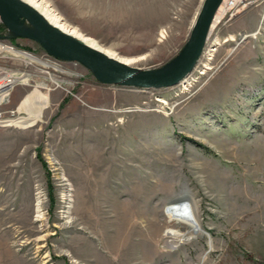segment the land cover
<instances>
[{
    "label": "rangeland",
    "instance_id": "obj_1",
    "mask_svg": "<svg viewBox=\"0 0 264 264\" xmlns=\"http://www.w3.org/2000/svg\"><path fill=\"white\" fill-rule=\"evenodd\" d=\"M43 1L129 66L163 71L205 0ZM224 8L187 90L104 83L74 60L63 90L15 89L30 118L0 127V264H264V0ZM181 202L201 230L169 220Z\"/></svg>",
    "mask_w": 264,
    "mask_h": 264
},
{
    "label": "water",
    "instance_id": "obj_2",
    "mask_svg": "<svg viewBox=\"0 0 264 264\" xmlns=\"http://www.w3.org/2000/svg\"><path fill=\"white\" fill-rule=\"evenodd\" d=\"M222 1H204L184 51L172 68L163 71L158 69L143 70L122 64H120L119 70L111 71V67L116 66L117 62L110 60L102 52L63 35L40 13L21 0H0V14L16 36L29 37L39 41L50 54L58 58L82 63L99 76L104 83L113 82L142 88H161L180 83L193 71L206 45L212 23ZM21 18L30 21L35 30L30 31L24 28L20 22ZM10 21H15L24 32L19 33L16 28L11 26Z\"/></svg>",
    "mask_w": 264,
    "mask_h": 264
},
{
    "label": "built area",
    "instance_id": "obj_3",
    "mask_svg": "<svg viewBox=\"0 0 264 264\" xmlns=\"http://www.w3.org/2000/svg\"><path fill=\"white\" fill-rule=\"evenodd\" d=\"M256 2L258 0H223L221 4L224 3L226 9L223 18L225 16L232 17L238 14L239 10L243 11L244 8ZM1 17L0 14V30H2L0 32V127H8L16 126V121L22 124L26 118L25 113H22L19 107L10 106L13 93L18 86L26 83L27 78L36 77L38 79L37 88L50 95L52 92L64 89V83L68 79L69 71L64 65V59L58 58L47 51L44 56H38L33 51L22 47L21 44L13 42L12 40L17 36L14 31L4 26L3 18ZM31 67H34L36 72L27 74ZM53 166L57 179H61V182L65 181V177H61L59 173L58 163L54 162ZM44 195L41 188H37L36 198L38 196L43 198ZM63 206H66L65 202ZM61 210H64V208ZM37 211L36 208V221L46 219L47 210L45 208L41 206L40 218Z\"/></svg>",
    "mask_w": 264,
    "mask_h": 264
},
{
    "label": "bare ground",
    "instance_id": "obj_4",
    "mask_svg": "<svg viewBox=\"0 0 264 264\" xmlns=\"http://www.w3.org/2000/svg\"><path fill=\"white\" fill-rule=\"evenodd\" d=\"M21 1L25 2L30 7L35 9L38 13H40L54 28L59 30L63 35H65L67 37H70V38H72L74 40H78L79 42H82L83 44H85L89 48L97 50L99 52H102L110 60H113L114 62H117L118 64L116 66H112L111 67L112 68V69H110L111 71L119 70L120 64L129 66V64L131 63L128 59L120 57V56L116 55L115 53H112L111 51L103 48L94 39L82 34L77 28L70 27L43 0H21ZM222 5L223 4H221V6L219 7L218 11L222 7ZM224 10L226 11L225 8H224ZM218 11H217V14H218ZM225 11H223L222 13H225ZM217 14H216V16L214 18V21L216 20V17L218 16ZM196 21H197V19H196ZM214 21L212 23V26L214 24ZM28 22L31 24L30 21H28ZM10 23H11V26L13 28H16L19 33H23L24 32V31H22V29L18 26V24L15 21H10ZM195 25H196V22H195ZM195 25H194V27H195ZM31 26H32V24H31ZM212 26H211V29H212ZM211 29H210V32H211ZM210 32H209V35H210ZM215 50L216 49H212L210 51L213 52ZM205 52H203V53H205ZM199 61H200V59L198 60V63H199ZM210 69L211 68L209 67V65L206 64L204 66V69H203L204 71H202L201 74H203V75L206 74V71H208ZM188 76L189 75H187L185 77L186 79L184 81H183V79L181 80L180 86L182 87L181 88L182 90H187L188 87L190 86V83H192L191 81H193V79L190 78L192 75L189 76V77ZM107 83H113V82H107ZM21 112L23 113L24 111H21ZM24 113H25V116H26V118L24 119V121H25V120L29 119L30 117H29V115L26 112H24ZM16 122H19V121H16ZM66 197H70V195L68 194V195H66ZM167 210L169 211L168 217H169L170 221H175L177 223L186 224V225H188L191 228L192 231L201 230L199 222L197 221V218L195 216L193 207H192V205L189 202H181V203L170 205L167 208ZM168 233L173 234L174 231L168 230Z\"/></svg>",
    "mask_w": 264,
    "mask_h": 264
}]
</instances>
